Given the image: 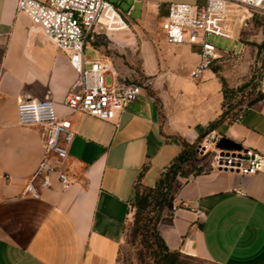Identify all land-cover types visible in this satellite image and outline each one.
Masks as SVG:
<instances>
[{
    "label": "crops",
    "instance_id": "0c3cea01",
    "mask_svg": "<svg viewBox=\"0 0 264 264\" xmlns=\"http://www.w3.org/2000/svg\"><path fill=\"white\" fill-rule=\"evenodd\" d=\"M205 1L143 0L133 24L163 18L172 2ZM16 6L17 0H0V264H118L138 188L157 185L183 140L199 143L215 131L264 152V96L239 121L229 116L210 130L223 112L219 84L210 69L202 82L191 77L200 55L190 45L143 53L154 92L145 88L115 120L72 114L64 99L78 74L69 55ZM174 51L182 56L174 55L169 69L165 58ZM167 69L176 72L173 78L167 79ZM174 91L180 100L170 108ZM46 97L60 116L71 117L75 136L62 167L73 184L64 189L52 173L51 187L33 198L26 186L44 159L42 131L18 123L17 105L21 98ZM158 230L188 264H264V173L178 176Z\"/></svg>",
    "mask_w": 264,
    "mask_h": 264
},
{
    "label": "built area",
    "instance_id": "2783aa9c",
    "mask_svg": "<svg viewBox=\"0 0 264 264\" xmlns=\"http://www.w3.org/2000/svg\"><path fill=\"white\" fill-rule=\"evenodd\" d=\"M240 5L261 8L264 0H206L203 5L172 2L162 18L161 30L169 45H190L199 49L200 61L191 71L194 80L221 57V51L208 41L210 35L231 39L229 19L232 10ZM17 12L26 14L33 25L52 40L58 50L69 55L70 64L78 74L74 86L64 99L71 113H85L101 120L113 121L139 98L145 85L127 83L111 62L86 57L85 50L95 38L127 30L126 16L109 0H17ZM129 14V13H128ZM96 50V49H95ZM97 51V50H96ZM112 75L107 85L106 76ZM18 123L41 129L44 159L26 186V193L41 197L42 188L52 185L51 174L57 173L63 188L73 180L63 169L69 156L75 132L70 116H60L54 101L49 98H21L17 105ZM242 111L234 115L239 121ZM222 138L208 132L196 146L202 171L232 170L245 176L264 173V152L255 148L222 149ZM177 205H172L176 212Z\"/></svg>",
    "mask_w": 264,
    "mask_h": 264
},
{
    "label": "rangeland",
    "instance_id": "374dc122",
    "mask_svg": "<svg viewBox=\"0 0 264 264\" xmlns=\"http://www.w3.org/2000/svg\"><path fill=\"white\" fill-rule=\"evenodd\" d=\"M109 1L116 4L126 16L129 28L125 31L110 33L108 36L95 38L87 46L85 55L91 60L98 59L100 55L101 58L112 63L115 71L127 83L145 85L148 90L154 92L151 89L153 85L150 82V77L147 76L143 68V53L156 52L159 54L160 50L163 51L164 47L169 46L161 30L162 18L153 17L147 23L133 24V21H137L141 16L143 0L137 2L134 0ZM133 4L134 8L128 14ZM229 28L231 29V39L215 35H210L208 38V41L221 51V57L209 69L219 84L222 110L231 109L233 113H238L264 96V5L261 8H250L244 5L235 7L230 14ZM192 51L199 53L196 46L192 48ZM174 55H179V52L174 51L173 54L165 58L169 69H172L171 66L174 65ZM157 63L162 68L163 60L159 56ZM160 68L157 69V72L161 74ZM208 70L196 81L197 83L205 79L204 76L207 75ZM164 72L167 74V79L173 78V73H176L168 69ZM112 80V75L107 74V85H111ZM185 99L191 104V97ZM179 100V92L174 91L169 99L170 108L174 107ZM160 103L163 110L162 116L165 119L164 104ZM205 164L206 162L197 160L188 173L201 172L202 165ZM140 192L145 194L148 191L140 186ZM152 208L153 206H150L146 210L140 211L141 217L139 218L151 216ZM138 212L137 206L133 205L118 264H159L158 257L152 248H149L144 242L140 232L135 230L138 223Z\"/></svg>",
    "mask_w": 264,
    "mask_h": 264
},
{
    "label": "trees",
    "instance_id": "16d2710c",
    "mask_svg": "<svg viewBox=\"0 0 264 264\" xmlns=\"http://www.w3.org/2000/svg\"><path fill=\"white\" fill-rule=\"evenodd\" d=\"M235 114L237 113H233L231 109L223 110L220 117L210 124V130L216 129L218 123ZM197 144L198 142L189 143L183 140L181 153L167 167L157 182V185L155 187L143 186L148 191L145 194L140 192L139 187L136 193L133 205L137 206L139 210L137 213L139 221L137 220L138 223L135 230L140 232L144 242L147 243L149 248H152L158 257L159 264H188L179 252L172 251L167 246L160 235L158 225L163 211L172 203V191L175 179L178 176L186 175L190 171V168L194 166L195 162L201 160L197 156ZM150 206H153L150 211L152 215H148L143 219L139 218L141 217L140 211H144Z\"/></svg>",
    "mask_w": 264,
    "mask_h": 264
},
{
    "label": "water",
    "instance_id": "95a60500",
    "mask_svg": "<svg viewBox=\"0 0 264 264\" xmlns=\"http://www.w3.org/2000/svg\"><path fill=\"white\" fill-rule=\"evenodd\" d=\"M217 146L222 149H241L242 146L233 140L222 137L220 141L218 142Z\"/></svg>",
    "mask_w": 264,
    "mask_h": 264
}]
</instances>
